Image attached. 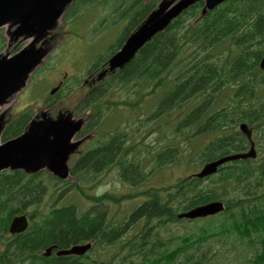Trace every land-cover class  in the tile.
<instances>
[{"label":"trees","instance_id":"1","mask_svg":"<svg viewBox=\"0 0 264 264\" xmlns=\"http://www.w3.org/2000/svg\"><path fill=\"white\" fill-rule=\"evenodd\" d=\"M140 5L145 14L155 6L154 1ZM201 7L202 2L190 6L83 100V107L97 119L89 127L106 126L110 132L73 164L71 173L82 183H89L88 174L93 177L118 167L124 180L143 184L164 166L180 164L183 150L176 142L157 150L151 171L144 174L134 158L141 143L129 142L130 133L110 121L109 112L121 107L139 113L148 96L157 95L158 100L142 118L143 127L152 119L170 124V117L176 115L169 132L175 140L186 134L189 146L188 139L211 136L196 152L189 146L197 164L245 150L247 141L235 128L239 122L261 131L264 140V71L258 68L264 53V0L225 1L204 16ZM120 45L111 47L110 54ZM117 92L119 97L110 99ZM19 121L4 130V139L21 131ZM123 123L129 125L130 115ZM261 150V160L230 162L203 179L182 176L164 189L152 186L120 196H95L73 185L96 204L147 199L115 225H107L104 210L77 214L73 205H56L55 199L49 208L38 211L48 191L56 190L55 183H65L44 173L4 172L0 175V264H264V147ZM130 153L134 159L127 165L114 161ZM53 179L56 182L50 186ZM214 200L225 202L222 213L202 221L176 218L179 211ZM21 213L29 218L28 229L9 235L11 218ZM198 221L200 225L195 224ZM183 222L189 223L191 233L176 240L160 237L163 227ZM138 223L139 229L130 232ZM90 240L91 251L84 256L40 255L50 245L60 249ZM210 240L222 244L213 247ZM237 245L241 249L226 257L228 247ZM97 247L101 255L91 256Z\"/></svg>","mask_w":264,"mask_h":264},{"label":"rangeland","instance_id":"2","mask_svg":"<svg viewBox=\"0 0 264 264\" xmlns=\"http://www.w3.org/2000/svg\"><path fill=\"white\" fill-rule=\"evenodd\" d=\"M95 1L96 0H89L85 4L84 8L80 7L81 4L79 6L74 5V8H69V10L71 8L72 9L68 12L67 17L65 16L60 22L62 28L59 29V31L61 32V30L65 26H67L64 25L67 22V19H69L72 15L76 13L74 21L71 19L73 22L71 21V24L68 27L67 34V37L72 38L73 42L70 43L68 47L67 45H65L62 48V40H59L58 45L55 46V52L57 51V53L59 54L54 52L51 53V55L44 62L45 66L40 70L42 71V73H44L45 71L48 72L49 70H52L53 73L44 75L43 78L32 80L34 78L33 75V77L31 78L32 83H30L29 87L24 90V95L35 100H41L44 96L43 92L46 89H48V91L50 90L53 84L52 77L56 74V71H58L59 69H62V72H70L74 69V71L70 74V77L76 80L79 79L83 75L82 72L84 70L89 68L94 61L98 60L99 58H104V55L110 50V48L116 45L119 41H121V37L124 38L127 33V29L130 25H133L138 19L144 16L145 9L143 6L140 5L139 0H120L118 3L116 2V0H103L104 2L101 3H93ZM157 2L158 0H156V3ZM108 11L109 13H107ZM4 30L5 28L3 27L0 31V43H2L1 39L3 37V46H5L6 42ZM22 45L19 44L18 47H21ZM63 53H65L64 56ZM69 63H72L73 68ZM82 80L83 77L80 78L77 83H73L72 81H69V83L68 81H66V83L69 85L71 90H74L80 85L79 82ZM82 93L83 92L81 91L80 96L82 95ZM118 93L119 92H117V94L114 93L113 96L119 97ZM69 96L72 97L71 94ZM153 97L154 98L151 99L152 97L148 96L141 102L140 107L142 108V112H139H141L142 118L147 116L148 113L151 111L153 106L150 107V105L156 104L158 97L157 95H153ZM35 100L24 99L22 104L23 107L19 109H23L24 107H26L30 113H34L38 109ZM11 105L16 106L17 104L16 102H12ZM129 115L130 113L128 111L122 112V116ZM175 116L172 115L170 117V124L174 123ZM113 117L119 119V113H116ZM164 120L165 119L161 121H156L152 119L148 123L147 121L144 122V124L147 123L150 125L145 127L139 125L136 129H133L132 127L135 124L134 118L129 125L121 121L119 126L122 129H125L126 132L130 133L129 136L132 137L134 142L138 141L136 143H141V145L138 146L139 154H137L135 157L132 154L129 157L135 158V160L138 162L137 165L140 166V171H142L144 174L149 173V171H151L152 169L153 154L156 153V151L160 148H165L169 145H174L176 142L180 144L181 149L183 150V157L181 156V162L179 165L171 164L169 166H164L161 170H159V172L151 175L148 181L143 184H130L126 180L124 181L120 173V169L118 167H115L109 172L106 171L105 174L94 175L93 177L92 174L86 175L89 178V183L86 181H84L85 183H82L81 179L71 178L66 181V184L59 186L61 185V183H55L56 180L53 179L50 186L54 185L53 183H55L57 192L56 190L54 192L52 190L50 192L48 191V193L43 198L38 211L45 210L46 207L49 208V206L53 203V200L55 199L54 203L56 205H73L77 214H82L83 212H87L88 210L91 213L97 212L99 210H104L106 211L105 218L107 225H115V223L117 224L118 222L123 221L126 215L134 207H136L142 202V198H135L132 200L129 199L122 201L118 204L112 202H102L96 204V202H91L92 200L85 198V196L79 190L75 188H69L70 184L72 183L73 185H81V188L84 190V192L91 195L100 196L105 193H110L116 196H120L139 190H144L152 186L164 189V187L172 185L177 178L196 173L202 163L197 164V161L195 160V153V156L190 157V154L188 152V149L190 148L189 146H192L196 152L202 145H204L205 143H207L208 140H210L211 136H201L197 139H188V141L190 140L188 146V142H186L185 140L186 134L178 136L175 140L172 136L169 135V122L167 124H163ZM107 125L111 124L108 123ZM235 128L237 131H239L237 125ZM255 129L258 130V128ZM109 131L110 130L108 129H101L99 132H96L92 139L95 140V138L97 137L96 141H99V139L103 138L102 135H107ZM131 137H129V139ZM252 138L255 142V147L257 150V157L255 160H261V157L263 155V151L261 150V148L264 147L262 146L264 145V140L262 139L261 131L253 130ZM138 148H136L132 153L136 152ZM146 152L149 153L145 154ZM134 158L130 159V161ZM187 161L190 163L188 164ZM44 174L49 176L47 173ZM62 187H64V189H68L65 192H61V196H59L58 192L62 189ZM52 194H55V196L53 197ZM140 224L138 223L133 226L130 232H135L137 229H139L138 227H140ZM195 224L200 225L201 223L196 222ZM189 227V223L186 222L172 223L163 227L160 230L159 234L160 237L164 240L168 241L170 240V238L176 240L177 237H182L185 234L191 233L192 231L189 229ZM210 244L214 247L215 245H220L222 243L210 240ZM228 248H230V250L227 249V251L225 252V255H227L226 257L232 256L234 254L233 252L241 249V247L238 245L235 248ZM100 252V247H97V249L91 256H99L101 255ZM104 255L105 252H103V257ZM16 264L27 263L18 262ZM231 264L233 263L231 262Z\"/></svg>","mask_w":264,"mask_h":264},{"label":"water","instance_id":"3","mask_svg":"<svg viewBox=\"0 0 264 264\" xmlns=\"http://www.w3.org/2000/svg\"><path fill=\"white\" fill-rule=\"evenodd\" d=\"M72 0H0V28L6 27L8 45L19 36L30 38L29 45L24 46L13 55L0 53V106L7 103L11 96L25 86L32 71L42 62L47 50L36 49L35 44L45 36L48 30L56 28L65 6ZM202 1V15L212 10L226 0H160L146 19L138 25L127 37L120 50L108 60L109 68L101 73L122 67L135 52L156 33L162 32L184 10L195 2ZM15 28L11 31L12 27ZM24 38V39H25ZM259 68L264 70V54L259 61ZM2 114H0V132L2 129ZM82 119L74 120L70 115L57 119L43 118L30 121L27 132L0 144V172L2 170H21L34 173L46 170L60 179L70 177L66 161L70 153L83 141L81 138L72 141V137L81 128ZM240 130L251 137V130L241 123ZM254 144L251 142L247 152H239L219 157L206 162L195 175L198 178L209 176L217 171L225 162L254 158ZM224 210L222 201H211L179 213L178 218L195 219L214 215ZM28 226L25 214L12 217L8 225L10 234H18ZM90 248V243L75 245L69 249L59 250L57 255H82ZM52 246L41 253L42 256L51 254Z\"/></svg>","mask_w":264,"mask_h":264},{"label":"flooded vegetation","instance_id":"4","mask_svg":"<svg viewBox=\"0 0 264 264\" xmlns=\"http://www.w3.org/2000/svg\"><path fill=\"white\" fill-rule=\"evenodd\" d=\"M58 35H59V30H55V31L49 33L45 38H43L37 44V46L41 45V47L44 46L45 48H51V51L54 50L55 46L59 42ZM16 43L17 42L13 43V46L17 45ZM12 49H15V48L12 47ZM104 67L105 66L101 65L100 68H95V69H93V70H91L90 72L87 73L86 77L82 81V85L85 87V89L87 91H89L90 89H93L94 87H96V85H97V83H96L97 81L95 80L96 75ZM39 73H41V77L44 76L43 75L44 73H42V71H39ZM58 74H59V71L56 73L55 76L52 77V80L54 82V87L53 88L57 87V88H55L56 90L54 92H52V93H49V96H48L47 100L42 102L43 106L41 105L40 109H38L35 113H33L32 116H34L36 114L40 118L42 116V114L45 113V115H47V116L56 117L57 114L70 110L68 108V107H70L69 103H71V105L74 107L73 110H72V111H74V115L75 116H82L81 114L77 113V110H78V106L80 105V99L83 97L84 94L82 96H80V88H79V86L76 89H74V90H68L67 94H64L62 91H63L64 85H65V82H64V80L62 78H57ZM66 74L67 73L65 72L64 76ZM60 88H61V91L59 90ZM70 94L72 95V97L69 96ZM64 95H65V97H64ZM65 102H66V104H65ZM42 109H44V110H42ZM43 111H45V112H43ZM13 117L14 116H12L9 113V115L7 116V122L8 123L12 122ZM82 154H83V150L79 149L75 154H73L71 156V160L73 159V162H76V160ZM137 154L138 153H136V155ZM130 159H132V158L128 157L127 154H126V155H123L122 157H120L119 159H115L114 161L116 163L120 164V165H127L130 162Z\"/></svg>","mask_w":264,"mask_h":264},{"label":"bare ground","instance_id":"5","mask_svg":"<svg viewBox=\"0 0 264 264\" xmlns=\"http://www.w3.org/2000/svg\"><path fill=\"white\" fill-rule=\"evenodd\" d=\"M213 123V122H212ZM112 158V157H111Z\"/></svg>","mask_w":264,"mask_h":264}]
</instances>
